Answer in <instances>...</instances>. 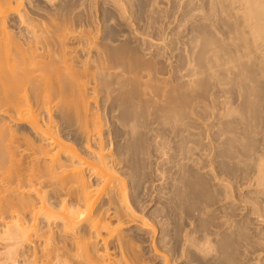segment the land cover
Here are the masks:
<instances>
[{
	"label": "bare ground",
	"instance_id": "6f19581e",
	"mask_svg": "<svg viewBox=\"0 0 264 264\" xmlns=\"http://www.w3.org/2000/svg\"><path fill=\"white\" fill-rule=\"evenodd\" d=\"M176 1L179 27L196 22L167 46L151 35L155 53L151 36L124 51L134 33H112L116 20L138 25L133 0H104L91 25L74 19L75 0H0V223L16 220L1 264H35L36 244L42 264H142L139 242L163 264H264V0ZM135 78L143 106H121L102 135L83 80L108 97ZM155 156L168 212L156 204L148 221L142 166Z\"/></svg>",
	"mask_w": 264,
	"mask_h": 264
},
{
	"label": "rangeland",
	"instance_id": "374dc122",
	"mask_svg": "<svg viewBox=\"0 0 264 264\" xmlns=\"http://www.w3.org/2000/svg\"><path fill=\"white\" fill-rule=\"evenodd\" d=\"M103 1L104 0H85V1H83V0H75V4L80 5L81 7H79L78 9L75 10V13H74L75 14L74 15L75 18L74 19L76 21L77 20L86 21V22H90L91 21L90 22V25H91V23H92L91 17L94 16L93 14L96 15L97 12L99 13V11L101 10V7H100L101 5L100 4ZM133 1H134L133 4L135 5L133 9H136L135 11H137L136 13H137V15H139V21H138L139 23H137L138 25L130 26V24H129V27H128V23L127 22L123 21V23H122L121 21L118 20V23H117V20H116L114 22L115 23L114 26H112V33H113L114 36H116L117 34L118 35L119 34L121 35L122 33L123 34L124 33L127 34V32H130L129 33L130 36H132V34L134 33L133 38H131V39L134 40L135 38L136 39L138 38L137 40L136 39L134 41L132 40V42H134V43H131L129 46H126L124 48V51H128V50L131 51V49L133 47H137V46H138L137 47L138 49H141V48L144 47V46H142V44L143 45L145 44V46L151 47L150 45H148V44H150L148 41L153 42L154 41L153 39L155 37L157 38V39L155 38L156 41L160 40V39H158V37L156 36V34L158 35V34H161L163 32H164V35L162 34L164 36L163 37V40L161 38V40L158 41V43L161 42L164 46H167L168 44L166 42H169L170 43V40H172V41L175 40L176 39L175 38L176 36L178 38L185 37L189 33V27L196 22L195 19H189V20H187V22L185 24H182L179 27V25L181 24V21L184 19V13L186 12V9H185L186 8L185 7L186 5L185 4H179L180 1H178V3H177L176 0H160L159 1L160 2L159 3L160 6L158 5L159 12L160 13L158 15H156V17L158 18V21L155 22L156 23L157 30H154L156 33H154V31H153V33L155 35L154 34H151L153 36V39H152V36L151 35H150L151 37L149 36L150 38L148 37V35L150 33H148L147 31H145V28L143 29V27H146L145 26L146 25V22H145L144 19H146V9H148V6L147 5H149L148 2H150L151 0H133ZM160 28H161L162 31L160 30ZM93 30H94V28H93ZM113 30H114V32H113ZM140 32H143V33H140ZM166 32H167V36L165 34ZM146 33H147V35H145ZM135 34H137V35H135ZM135 36H137V37H135ZM147 39H148V41H147ZM136 41H138V42H136ZM156 41H154L155 43L154 42L153 43L156 44L157 43ZM137 43H138V45H137ZM158 43L156 45L153 44V46H155V47H152L154 49V51L155 50L157 51V49H158V48H156V46L157 47L158 46L160 47V45H161L163 47V45L161 43L159 45H158ZM173 47H174V45H173ZM137 48H136V50H138ZM152 48H151V50H153ZM144 49H147V47L146 48L144 47ZM154 51H151V52L154 53ZM156 51H155V53H156ZM136 54H137V52H136ZM163 66H161V68H162L161 71L165 70V69H163L164 68ZM157 68L161 69L158 66H157ZM139 69L140 68H138L137 71ZM163 72H165V71H163ZM137 73H139V71ZM159 78L160 79H163L161 76ZM137 79L138 78H135L133 82L131 81V82L125 84V85H121V86H111L108 97L106 96V93L103 92L105 88H103L102 86H99V87H97L98 90L96 89L98 92H94V89H93L94 86L89 85L88 82L86 83V81L83 80L84 83H85V85H87L86 86L87 93H88V97L90 98L89 99V105H88V107L91 110V113H94L95 114L94 115V117H96L95 118V121H97L98 124L100 122V126L99 127H101V129H102V135L103 134L106 135V133H108L107 131H109V130H111V129H113L115 127V124H114L113 121L115 120V118H117L119 115H121L122 107H125L127 105V102L130 105H138L139 104L140 106H143L142 93H141V90H140V85H139V83H137L139 80L137 81ZM202 80H204L203 82H205V84L213 83V79L210 77V75H207V74H205V76L203 77ZM94 93H96V94H94ZM138 93L141 94V95H139V97H138ZM30 94H28L29 97L31 96ZM37 114H39V118L42 120L43 117H44V114L41 113L40 111H37ZM156 118H157V113L154 112L153 114L149 115V117L147 118V122H150L151 121V123H153V121H155ZM2 119L4 120L3 117H2ZM2 119H1V116H0V122H6L5 120L3 121ZM12 129L15 130V132H16V129H18V131L20 132V135H24L23 132L26 133V131H25V129L23 127H21V128H16L15 127V128H12ZM21 129H23V130L21 131ZM18 131L16 132L17 138H21V136L19 137V132ZM25 136L26 135H24L22 137H25ZM75 141L78 144L81 143L80 137H78V136L75 137ZM105 142H108V140L105 139ZM156 157L157 156L151 158V160L153 159L152 160L153 164L154 163L156 164V162H157ZM158 161H160V160H158ZM149 163L150 162H148V164ZM148 164H145V166H142V169L143 168H146L144 170L145 172H144V175H143L144 176L143 177V182L144 183L145 182L146 183H149V182L152 181L151 186H150V183H149V186H150V189L149 190H151V189L152 190H151V192L148 190L149 193L146 192V195L145 196L144 195L142 196L141 203L143 205L141 204V206H142L141 207V210L143 211L145 217L147 216V218L149 219L148 215L150 213V209H152V207H155L156 204H158V206H159V210H160L159 213L162 212L161 214H163L164 213L163 212L164 210H166V213L168 211H167V209H164L165 208V205L163 204L164 201H163V199H160L159 198L160 195H159V193H157L158 190H156L157 188H159V186L161 187V185L163 184V183L161 184V181L159 182L160 184L158 182H156L158 179H160L157 176V174H155V175H156V177L158 179L156 180V177H154V171H155L154 169H155L156 165L155 164L154 165L152 164V166H151V163H150V165H149L150 167H149ZM153 182H154V185H153ZM158 198L160 199V201H163V203L162 202L160 203L159 201H157ZM47 199L49 200V198H47ZM50 201H53V200H50ZM35 203L37 204L38 201H35ZM145 206H149V207H145ZM144 210H145V212H144ZM147 211H148V215H147ZM166 213H164L163 215H167ZM138 215L142 217V215H140V214H138ZM7 218L5 219L6 222L0 223V224H3L4 223L3 225H0V236H1L0 237V253L2 252L1 255L4 254L5 252L3 253V251L6 250V247H4L5 246L4 243L6 244V242H4L6 238H4V236L6 234V231H8V229L5 230V228H7V225L9 226L11 224V222L12 223L16 222L15 219H12L10 216L8 217V215H7ZM171 218H175V220H177L178 217L177 216L175 217V215H174V217H170V219ZM253 218L254 217H251L252 221H254ZM40 219L41 218L37 219V221H36L37 226H40L41 225V222L42 221ZM152 219L154 220L153 217L151 218V220ZM175 220L174 219H171L170 220L171 222L169 221V226L171 225L170 223L173 224V226L171 225L172 227L170 226V228H171V231L172 230L174 231L172 233L177 236V235H179V232H180V234H182L180 226L181 227H184L183 226L184 223L181 222V221H177L178 222L177 223ZM1 221L2 220H0V222ZM148 221H150V219ZM21 223L24 226H29V225H32L33 224L32 221L30 220V217H28L25 220H22ZM4 225H5V227H4ZM259 227L260 228H263L264 226L262 224V225H259ZM3 234H4V236H3ZM175 235H174V237H175ZM179 238H180V236H179ZM175 241L180 242V239H178V237H176V239L174 238V242ZM178 242H175V243L178 244ZM7 244H8V242H7ZM7 244H6V246H7ZM146 244H142V242H139V244H137L138 246L137 245L135 246V248H136L135 250L137 251V254L139 255L137 257H139V260L140 261H142V260L145 261V263H143V261L141 263L142 264H163V259H161V257L159 258L156 254H154V252L152 250L149 251L151 254L148 252V250L150 249V244H148V243H146ZM38 247H39L38 244H36V251L35 252H37V257H34L33 256L34 248H33V250L32 249H29V248H26L25 249V254H26L25 257L27 256L26 257V260L27 259L32 260L35 264H42L41 263L42 259L40 258V252H39ZM0 258H2V257H0ZM2 260H3V258H2ZM24 260L25 259H22V257H21L20 258V261L18 263H16V264H25V261ZM0 262H1V260H0ZM7 264H9V263H7Z\"/></svg>",
	"mask_w": 264,
	"mask_h": 264
}]
</instances>
